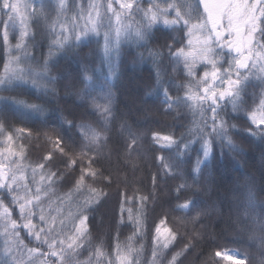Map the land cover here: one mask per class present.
Wrapping results in <instances>:
<instances>
[{
  "label": "snow or ice",
  "instance_id": "snow-or-ice-1",
  "mask_svg": "<svg viewBox=\"0 0 264 264\" xmlns=\"http://www.w3.org/2000/svg\"><path fill=\"white\" fill-rule=\"evenodd\" d=\"M70 0H0V24L3 25L2 38L3 50L7 56L4 70L0 73V90H11L16 85H28L37 88L44 94L54 89H49L54 77L49 75V60L45 59L39 70L32 66L29 58V44L35 46L36 40L29 31L33 25H43L45 34L51 37L49 56L53 51H61L68 47L70 33L78 47L85 39L92 37L102 39V54L105 62L111 63L118 58L121 45L135 43L145 46L149 38V30L158 24L165 27H175L182 24L187 30L189 39L187 47L166 44L172 62L183 66L186 83L177 85V93L171 95L167 88L164 89V103L169 110L179 109L182 105L188 108L194 116L200 117V122L195 123V137L201 142V153L197 156L196 169L202 162L201 156L206 160L213 150V138H219L221 145L230 151H242L233 141L230 130L237 128L236 124H229L224 118L230 107L234 114L244 113L249 126L245 132L249 136L264 139V0H198L197 7L187 0H148L146 8L141 7L138 0H88L86 8L82 0H71L75 9L71 16L72 28H66ZM118 6V7H117ZM202 6V14L199 8ZM137 13L140 14L137 19ZM195 13V16H194ZM62 18H64L62 20ZM193 18L195 23H193ZM59 29V31H57ZM197 36L196 45L193 46L191 37ZM15 37L12 43L10 37ZM154 57H161L160 52H150ZM202 66V75L196 71ZM159 81V72L157 73ZM85 79L90 77L87 75ZM184 95H179L180 90ZM255 89H259L257 97ZM251 96V106H248L246 97ZM0 101L8 102V98L0 96ZM104 103L92 99L90 106L97 114L95 124L76 123L74 120L62 118V124L69 129H75L78 135L70 147L64 143V138L55 128H50L45 133L53 151L44 159L53 161L55 154H60V163L65 166V172L74 170L79 159L81 165L87 160V167L81 166L78 179L75 180V189L87 187L90 195L83 204L78 205L75 211L71 206L65 214L63 205L71 197L53 198L56 172L39 173L37 168L31 169L29 178L27 169L22 164L23 150L14 148L15 142L24 137L25 128L9 130L5 123L0 121V264H49L46 257H54L51 264H140L142 245L137 247L134 238L129 237V243L115 245V260L103 250L101 243L90 252L87 259H80L85 244H90L88 231V215L86 209L93 202L99 203L105 195L102 190L85 184L88 178L95 181L98 178L108 179L97 169L93 168L96 158L102 153L109 142V132L113 120L111 108V93L104 96ZM10 102L33 114L43 116L45 109L39 104H30L19 99ZM127 131L126 152L131 155L137 149L133 145L139 144V137L133 134L126 126L122 125V134ZM55 137V138H53ZM153 141L161 148L171 149L175 146L177 161L173 163L164 156L159 157L161 170L164 175H174L179 178V156L187 155L190 143L180 144L172 136H160L153 133ZM163 141V143H161ZM66 158V159H64ZM39 169L46 165L40 163ZM61 177L64 173H60ZM156 177H153L155 184ZM195 186L181 183V189ZM148 197L141 196L145 201ZM59 200V203L56 201ZM192 202L177 205L179 210H188ZM193 207H195L193 205ZM18 209L19 219L14 218ZM201 213L190 216L195 222ZM245 221L249 232V240L245 253L234 249H226L215 253L221 261L229 264H264V211L256 212L255 195L251 188L246 192ZM36 218L37 222H33ZM183 219V218H182ZM165 220H160V225L155 229L154 247L152 250L151 264H160L163 256L162 249H167L176 241V234L168 227H163L164 242L160 243L162 235L161 226ZM141 221L137 219L136 227L139 230ZM21 229L26 230L28 236L37 241L36 247H27L20 239ZM138 234V233H137ZM41 245L47 251L41 250ZM26 250L27 256L20 251ZM255 248V254L247 249ZM183 251V250H182ZM182 252L172 255L169 264H177ZM101 257L104 259L101 260Z\"/></svg>",
  "mask_w": 264,
  "mask_h": 264
},
{
  "label": "trees",
  "instance_id": "trees-1",
  "mask_svg": "<svg viewBox=\"0 0 264 264\" xmlns=\"http://www.w3.org/2000/svg\"><path fill=\"white\" fill-rule=\"evenodd\" d=\"M147 6L148 1L144 0L141 7ZM74 12L70 0L68 15ZM2 26L0 24V33ZM29 31L36 40L35 46H31V40L26 41L32 66L39 70L38 65H42L45 59L49 60V75L54 77V81L48 87L55 91L44 94L31 84L0 90V96L8 98V102L0 101V121L9 130H30L31 134L26 131L25 138L16 141L14 148L19 151L22 147L21 162L29 178L33 167L37 168V180L41 171L57 173L53 177V198L71 193L70 199L63 205L65 214L69 206L75 211L90 195L86 186L78 191L75 189L80 167H87L88 161L84 160L81 165L78 159L74 170L68 172H65L64 164L60 163L58 152L53 161H46L44 157L53 151V145L48 142L45 133L52 135L49 129L55 128L63 136L65 144L78 147L73 144L78 133L64 126L62 118L76 123L95 124L97 114L90 106L91 100L104 103L105 94L111 93L113 120L109 142L93 164V168L108 179L92 181L88 178L85 181L86 185L91 184L105 195L99 203L93 202L85 210L91 247L85 244L80 259H87L89 253L94 252L102 243L103 250L115 260L114 248L117 242L123 246L129 243V237H133L135 245L143 247L140 264H151L155 229L161 219L166 222L161 226V231L166 226L177 238L169 248L162 249L160 264H169L176 252H182L177 264H229L221 261L215 253L226 249L245 253L246 245L252 243L244 215L249 188L255 195L256 212L264 211V139L249 136L244 129L250 122L244 113L234 114L229 107L224 118L230 125L236 124L237 128L230 130V134L242 151H230L221 145L219 138H213L211 154L206 160L201 156L200 171H194L197 156L201 153V142L195 137L194 131L200 117L194 116L183 105L179 109L169 110L163 95L167 88L175 96L176 86L186 83L183 66L172 62L165 47L173 42L174 46L186 47L187 30L183 25L174 28L154 25L149 30L145 46L122 44L119 57L111 66L103 58L101 39L99 43L98 38L90 39L78 47H72L74 41H69L68 47L53 51L49 56L51 37L45 34L44 26L33 25ZM11 39L14 44L15 37L11 36ZM150 52H160L162 56L154 57ZM6 59L0 38V73L4 70ZM198 71L199 74L201 70ZM86 75L90 79L86 80ZM254 91L258 97L259 89ZM179 95H184L182 89ZM11 99L39 104L45 109V114H33L12 104ZM246 100L250 107L252 97L248 96ZM122 125L139 137V144L133 145L137 151L131 155L126 152L127 131L122 134ZM153 133L172 136L180 144L181 150L185 143L195 140L190 143L187 155L179 156V178L164 175L159 159L164 156L175 163V146L171 149L161 148L153 141ZM40 163H44L46 168L39 169L37 166ZM60 173H64V176L61 177ZM153 177H156L155 184ZM194 180L195 186L181 189L177 193L181 183L193 185ZM141 196L148 199L141 201ZM73 200L76 202L72 203ZM189 201L192 203L188 210L177 208L178 204ZM56 202L59 203V200ZM197 212L201 214L192 222L189 217L196 216ZM14 218L19 219L18 209L14 212ZM137 219L141 221L139 230L136 227ZM20 239L27 247L37 246V241L28 236L26 230L21 229ZM159 240L160 243L164 242L162 236ZM2 243L3 238L0 237ZM40 247L42 251H47L46 246ZM20 251L27 256L23 247ZM247 251L255 254L254 247ZM46 259L51 264L55 258Z\"/></svg>",
  "mask_w": 264,
  "mask_h": 264
},
{
  "label": "rangeland",
  "instance_id": "rangeland-1",
  "mask_svg": "<svg viewBox=\"0 0 264 264\" xmlns=\"http://www.w3.org/2000/svg\"><path fill=\"white\" fill-rule=\"evenodd\" d=\"M146 1H148V0H146ZM87 2H88V0H82V3H83V5H84V7L86 8V6H87ZM187 2L188 3H190V1L189 0H187ZM138 3L140 4V6H142L143 5V3H144V0H138ZM191 4V3H190ZM197 4H198V0H194V5L193 4H191L192 6H193V8L195 9L196 7H197ZM118 7V6H117ZM199 12L202 14V12H203V9H202V6L199 8ZM74 13H72V14H70V15H68V13H67V19L66 20H64V22H65V24H66V28L67 29H71L72 28V22H71V16L73 15ZM194 16H195V13H194ZM139 17H140V14L139 13H137V19H139ZM64 18H62V20H63ZM193 23H195V19L193 18ZM178 25H182V24H178ZM178 25H176V26H178ZM155 26H164L163 24H158V25H155ZM165 27V26H164ZM168 28H172V27H168ZM2 30H3V26H2ZM2 30H1V32H2ZM57 31H59V29H57ZM66 35H69V41H74L73 39H72V37H71V35H70V33L69 32H67L66 31V33H65ZM199 35V33H197L196 35H193L192 37H191V39H192V41H193V46H195L196 45V41H197V36ZM10 37H11V34H10ZM94 38H96V37H92V38H90V39H94ZM90 39H85L83 42H86V41H89ZM188 39H189V36L187 35V38H186V47H187V41H188ZM102 40V39H101ZM102 44H103V41H102ZM115 61H116V58H114L113 59V61H112V63L111 64H115ZM202 69V66H198L197 67V69H196V71H197V73L199 72L198 70H201ZM199 75H202V71H200V73H199ZM72 203H75L76 202V200H73V201H71ZM34 223L36 222V218H34V221H33ZM162 237H163V239H164V235L165 234H163V229H162ZM227 262V261H226ZM229 263V262H228Z\"/></svg>",
  "mask_w": 264,
  "mask_h": 264
},
{
  "label": "flooded vegetation",
  "instance_id": "flooded-vegetation-1",
  "mask_svg": "<svg viewBox=\"0 0 264 264\" xmlns=\"http://www.w3.org/2000/svg\"><path fill=\"white\" fill-rule=\"evenodd\" d=\"M189 1H190V3H191V4H193V5H194V0H189Z\"/></svg>",
  "mask_w": 264,
  "mask_h": 264
}]
</instances>
